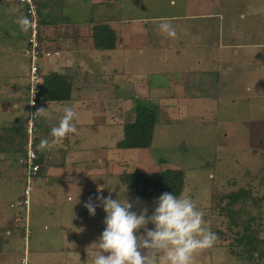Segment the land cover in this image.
Instances as JSON below:
<instances>
[{
    "label": "rangeland",
    "instance_id": "rangeland-1",
    "mask_svg": "<svg viewBox=\"0 0 264 264\" xmlns=\"http://www.w3.org/2000/svg\"><path fill=\"white\" fill-rule=\"evenodd\" d=\"M8 2L13 3V7L0 10V106L4 109L8 106L9 109L14 102L18 104L21 110L17 112V123L23 122L24 125L27 99L23 84L27 82L28 63L21 51L23 31L16 23L23 17V8L18 1ZM40 4L42 7L48 5L46 20H51L54 25L53 29H45L52 57H56L54 51L59 48L61 27L56 26L61 16L65 19L62 22L68 24L90 21L95 26L107 23L112 27L113 23V28L121 33L123 39L135 34V40L141 41L136 44L142 46L141 53L136 46L133 50L130 48L125 62L114 58L109 64L97 53L95 63L88 64L97 76L115 72L107 68L110 65V69L116 70L112 80L109 79L110 83L119 80L126 85L123 86V94L129 97L127 123L134 121L131 110L134 99L141 98L145 92L143 87L139 91L134 90L133 81L140 79L145 86L151 85V90L146 87L150 90L151 103L160 101L159 118L148 149L121 150L113 147L111 139L100 143L97 134L94 136L97 145L90 146L98 153L97 158L103 155L114 161L106 169L100 167L106 170L104 174L97 173L86 180L89 187L95 184L105 186L103 195L108 196L111 192L113 199L125 196L134 204L133 211L147 206L150 215L155 199L139 198L137 203V197L108 170L112 171V166H117L118 158L121 161L119 168L128 173L183 170L185 188L182 194L192 198L204 214L205 226L218 237L215 247L195 255L194 264H264V0H40ZM161 21L172 24L177 33L175 38L161 33ZM141 22L147 24V37L133 28L139 27ZM176 52L180 53L178 57H175ZM50 64L44 67V72L55 68ZM210 71L214 73H207L208 77L199 73ZM184 76L192 81V94L188 98L190 101L184 97L185 101L180 103ZM195 82L200 84L195 85ZM113 92L111 89L106 95ZM117 134L120 135L119 132ZM14 137L17 136L10 140V157L19 148V139ZM98 165L96 163L97 169ZM11 168L12 171L16 169L13 177L0 180V211L5 219L13 216L23 219L24 211L18 207L11 209L10 203L18 202V198L21 201L25 171L19 163ZM80 182H83V177ZM38 190L36 188V194L31 197L30 223L37 221L41 213L35 197L45 190ZM70 193L67 197L82 199L75 191ZM230 194L240 196L231 202L226 198ZM64 196L60 198V205L67 202ZM96 196L97 192L92 195L93 199ZM219 196L222 201L217 204L215 197ZM76 203L79 208L82 206L81 202ZM53 206L50 204L48 208ZM51 215L50 210L46 218ZM45 221L49 223L48 230H43V222L41 230L30 226L28 244L33 246L35 236L42 234L47 242L60 247V232L51 235L50 221ZM71 223L75 230L70 234L76 243L80 241V249L95 242L90 239L91 235H86L87 232L78 231V223L72 220ZM18 226L15 224L12 229L13 240L10 241L15 247L11 264H20L23 256L24 244ZM101 226L103 230L105 225L102 222ZM66 249L73 253L68 257V264H87L89 252L96 251L94 245L84 253L75 251L80 249L73 245ZM91 262L89 259V264Z\"/></svg>",
    "mask_w": 264,
    "mask_h": 264
},
{
    "label": "crops",
    "instance_id": "crops-1",
    "mask_svg": "<svg viewBox=\"0 0 264 264\" xmlns=\"http://www.w3.org/2000/svg\"><path fill=\"white\" fill-rule=\"evenodd\" d=\"M8 1L10 0H0V10L2 8L6 9L8 7H13V3H10ZM14 1L16 2L18 0ZM38 2L40 4V0H38ZM48 8L49 7L47 4L44 7H42V4H40L41 20L43 21L42 36L44 38V45L47 48L50 47V44H48L46 41L47 38L45 36V29L47 27L49 29L54 28L53 22H50L51 20H46V13L48 11ZM77 9H80V6H78ZM21 14L24 17L23 11L21 12ZM63 20L65 19H63L62 16L58 17L57 20L56 27H61V36L59 37V48L54 51L56 57H52L50 58L51 60L49 59L42 62L41 68L43 75L55 72L58 74L66 75L68 77L67 82L70 85V99L66 102L42 103V105L44 104L43 108H45L46 115H43L44 118L42 117V115H40V118L35 126V149L41 164L47 165V167L43 168V170L41 169V172L39 173L34 185V192L36 188H38L40 191L45 190V192H40L41 195L35 197V204L38 207L40 206L41 209V213L38 215L37 221L33 223L29 222V226H33V228L36 227V229L40 230V224H42L43 222V230H48L47 225L49 223H47L45 219L50 221L51 235L55 232H60L58 238L62 241V247H59L58 244L54 242H47V240L44 239V235L38 234L35 236V240L32 242L34 243V245L32 246V244H28L27 242L25 250L22 231H20L22 244H24V246L22 247L23 256L21 260L26 257L30 261V264H68V257H71L73 253H71V251H69L70 253L67 252L66 250L68 249H66V247L73 245L75 248L80 249L79 247L81 246H79L80 241L76 243L73 240L72 234H70L75 230V226H72L73 224L71 223V220L72 222L74 221L75 223L79 224L80 229L78 231L82 230L81 233H83V231L85 233L87 232L86 235H91L90 239L95 241L104 230H102L101 226V222L103 223L106 215L103 211V208L97 207L96 215L91 216L88 210L84 207V204L89 200V197L93 199L92 195L97 192L98 187H102V195L106 193V191L104 190L105 186H96L95 184L89 187L86 180L90 176L95 177L97 173L104 174L106 170H103V168L100 167L102 166L106 169L108 165L111 166L113 164L114 160H112L108 156L103 155H100L99 158H97L98 153L96 154L90 144L97 145V141L102 143V141L104 140L109 141L111 139L113 147L117 148V143H119L123 138L124 126L128 124L126 120L129 111V105L127 102L129 97L123 94V90L126 85L124 86V84L119 83V80L117 81V83H110L109 79L112 80L113 73L116 72V70L110 69V65L107 66V68L115 72H110L108 76H97L95 72L89 69L88 64L95 63L94 60L96 59L97 53H99V56L102 55V57H104V59L107 60L109 64L114 61V58H119L120 60H123V62H125L127 60L126 56L128 55L130 48L133 50L136 44L141 43V41H138V39L135 40V34L134 36L127 37V40L123 39L121 33H119L116 28H113V23H111L112 27L109 24L105 23V25H108L116 34L115 48L108 51H97L94 49L92 42L93 27L95 26L93 22H71L73 24H68V22H65V24L62 22ZM133 28H135L139 33L146 35L147 37L148 27L144 22H141L139 27ZM133 28L131 27V29ZM26 35L27 33L23 32V45L21 49L22 52L26 45ZM132 39L134 41H131ZM136 47L139 48V53H141L142 46ZM175 54V57H178L180 55L179 52H176ZM50 62V65L54 66L55 68L52 71L44 72V67H46ZM198 63L200 65V62ZM199 73H203L204 75L206 74L207 76V73L214 72L210 71ZM189 78L190 77L184 76L182 79L183 98L180 103H182V101H185L186 97V99H188L189 95L192 94V92L190 91V87L192 86L190 85V83H192V81H190ZM192 78L197 77L193 76ZM140 81V79L133 81L132 87L137 91H139V88L143 87V89H145V92L142 94L139 93L141 94L140 96H142V99L140 97L134 99L133 107L136 105L137 101L151 103L150 100H152L149 97L151 85H148L149 87L145 86V83ZM195 83V85L200 84L198 82ZM23 85L26 87V84ZM146 87H148L150 90L146 89ZM111 89L114 90L112 95H106L111 92ZM131 96L132 94L130 95V98ZM188 101L190 100L188 99ZM106 102H108L107 107L104 106V103ZM56 103L60 105L67 104L68 107H72L77 112V118L73 121L77 128V132L74 134L69 133L68 136L64 139L54 143L50 149L40 150L39 144L41 140H52V137L50 136L51 128L53 125H57L59 123V120L63 115V108L66 107L49 106ZM152 103L160 106V101ZM111 107H113L114 109H112ZM19 110H21V108L15 102L13 103V106H10L9 109L8 106L5 109L0 106V180L10 179L11 177H13V173L16 171V169H14L15 171H12L13 168L11 167H13L14 164H18V158L22 154V143L20 138L23 134L21 130L23 127V122L21 124L17 123V121L19 120L17 112ZM131 110H133V108ZM8 118L9 120L5 121ZM18 127H21L19 133L17 131ZM118 132L120 135L117 134ZM96 134L97 139H99L97 141L95 139ZM14 135L17 136L16 138L14 137L15 139H19L17 140V142L19 141V143H17L19 148H17V152L14 153L13 157H10L11 151L9 150V148L12 147L10 145V140L11 137L13 140ZM89 137L92 138L89 139ZM98 146H100V144H98ZM1 154H4L5 156ZM54 160H56V162ZM118 160L119 162H121L120 158H118ZM119 162L116 161L117 166H112V171L111 169L108 171L111 172L112 175L118 176L120 179V176L125 172L122 171L123 168H119ZM96 163L99 164L98 167L100 170L96 168ZM7 166L8 168H6ZM5 173L7 174L6 176H8V178L5 176ZM81 177H83V182H80ZM123 185L125 184L123 183ZM71 191H75V193L78 194V197L84 199V201H80L82 199L76 198L75 196H73L75 197V199L73 197H67L68 194H71ZM34 192L33 195L36 194ZM80 192L83 196L80 194ZM64 195H66L67 202L62 203V205L65 207L60 205V198H65ZM103 196L107 197L106 195ZM75 201L78 203L81 202L82 206H80L79 208V205ZM93 201L95 202V199H93ZM73 202H75V204H71ZM50 204L54 205L51 209L48 208ZM15 207L16 203L13 204L12 201L10 203V208L14 209ZM50 210L52 215L49 219H47L46 216L50 212ZM42 213L46 215H43ZM86 222L87 225H83V223ZM15 224H17L18 226L15 216H13L12 219H9L8 217L5 219L4 214L0 211V264H11L12 262V255H14L15 244H13V241L11 242L10 240L13 237L12 229L15 228ZM88 232H90V234ZM90 246L91 245L89 244L87 245V248L83 247L80 250L75 251H83L84 253V251L90 250V248H88ZM89 259L92 260L90 252L87 258V264H89ZM202 264L205 263L203 262Z\"/></svg>",
    "mask_w": 264,
    "mask_h": 264
},
{
    "label": "clouds",
    "instance_id": "clouds-1",
    "mask_svg": "<svg viewBox=\"0 0 264 264\" xmlns=\"http://www.w3.org/2000/svg\"><path fill=\"white\" fill-rule=\"evenodd\" d=\"M16 23L23 32L35 27L26 16ZM159 30L170 38L177 35L168 21H161ZM32 115H46L45 108ZM76 118L77 112L72 107H64L59 123L51 128L52 140H41L40 150L50 149L69 133H76L73 123ZM102 191L98 187L95 202L89 197L84 204L91 216L96 215L97 207H102L106 214L104 230L91 245L96 248L91 254L92 264H194L195 255L212 248L218 239L205 226L203 212L189 196L164 192L153 201L155 207L149 215L147 206L133 211L134 204L129 198L113 199L111 192L105 197ZM136 202L139 203L138 197Z\"/></svg>",
    "mask_w": 264,
    "mask_h": 264
},
{
    "label": "trees",
    "instance_id": "trees-1",
    "mask_svg": "<svg viewBox=\"0 0 264 264\" xmlns=\"http://www.w3.org/2000/svg\"><path fill=\"white\" fill-rule=\"evenodd\" d=\"M40 9V8H39ZM43 21L41 20V33ZM44 41V39H42ZM93 47L97 51L113 50L116 44L115 32L105 24L93 27L92 35ZM51 50V48H48ZM68 77L63 74L50 73L43 75L42 85L39 89V97L42 102H66L70 99V85L67 82ZM159 106L149 102L137 101L133 107L134 121L128 123L123 129V138L117 143V148L121 150H139L148 149L152 144L153 131L159 118ZM36 126V125H35ZM21 127H18L19 133ZM21 143L22 154L25 151V127H22ZM35 130V128H34ZM35 137V132H34ZM35 149V141L33 142ZM20 156V157H21ZM35 162L40 169L46 168L36 153ZM43 165V166H42ZM185 173L183 170L166 169L160 172L141 173L139 171L125 172L120 176V180L127 189L136 197L143 199H156L162 193L169 192L174 195H181L185 188ZM239 194V193H238ZM238 194L226 196L231 202L237 201ZM215 197L216 203L220 204L222 198ZM254 240V239H253Z\"/></svg>",
    "mask_w": 264,
    "mask_h": 264
},
{
    "label": "built area",
    "instance_id": "built-area-1",
    "mask_svg": "<svg viewBox=\"0 0 264 264\" xmlns=\"http://www.w3.org/2000/svg\"><path fill=\"white\" fill-rule=\"evenodd\" d=\"M18 3L23 8L24 17H28L35 25L33 29L26 32V45L23 50V57L28 63V75L25 87L27 103L24 110L26 142L24 155L18 162L22 164L24 168L25 177L21 201L16 202V207L20 208L25 213L24 218H16V222L19 224L18 227L22 231L26 250V245L30 236L28 210L31 203V196L35 189L34 185L38 177V171L40 169L39 165L35 162L36 152L33 147L34 128L40 115L33 116L32 114H34L43 103L39 97V89L43 83L41 64L52 57L53 51L45 47L44 41H42L44 38L41 33V15L39 12L38 0H18ZM20 264H30V261L24 257L20 261Z\"/></svg>",
    "mask_w": 264,
    "mask_h": 264
},
{
    "label": "bare ground",
    "instance_id": "bare-ground-1",
    "mask_svg": "<svg viewBox=\"0 0 264 264\" xmlns=\"http://www.w3.org/2000/svg\"><path fill=\"white\" fill-rule=\"evenodd\" d=\"M38 3H39V2H38ZM39 12H40V9H39ZM34 141H35V137H34ZM21 157H22V156H21ZM21 157H20V158H21ZM20 158H19V159H20ZM19 159H18V160H19ZM18 163H19V162H18ZM31 197H32V196H31ZM30 234H31V232H30ZM29 237H30V236H29Z\"/></svg>",
    "mask_w": 264,
    "mask_h": 264
}]
</instances>
